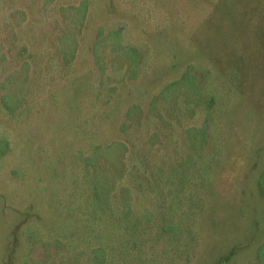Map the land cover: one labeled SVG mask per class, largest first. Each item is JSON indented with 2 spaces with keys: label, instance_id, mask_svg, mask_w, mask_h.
I'll use <instances>...</instances> for the list:
<instances>
[{
  "label": "trees",
  "instance_id": "trees-1",
  "mask_svg": "<svg viewBox=\"0 0 264 264\" xmlns=\"http://www.w3.org/2000/svg\"><path fill=\"white\" fill-rule=\"evenodd\" d=\"M250 2L216 0L218 22L211 16L205 24L217 30L226 16L237 34L242 29L246 34L251 25L259 58L252 60L243 48L224 61L220 54L219 83L209 65L188 61L155 84L145 103L126 104L114 125L117 138L89 142L88 150L77 154L84 199L76 200L74 208L91 224L94 242L73 247L64 234L40 233L27 223L16 264H189L194 259L198 221L209 207L212 174L224 158L230 106L239 95L254 109L264 107V13L257 10L258 0ZM88 8L89 0H0V103L10 118L23 122V114L29 119L32 106L25 108V103L37 96L38 79L41 89L46 83L54 86L45 91L48 98L69 85ZM106 26H96L89 43L92 68L85 96L100 116L118 88L147 71L141 49L123 40L127 21ZM101 42L108 48L97 49ZM8 149V139L0 136V157ZM253 167L264 209V151ZM71 196L76 198L74 192ZM216 264H264V236L246 261L223 256Z\"/></svg>",
  "mask_w": 264,
  "mask_h": 264
},
{
  "label": "rangeland",
  "instance_id": "rangeland-1",
  "mask_svg": "<svg viewBox=\"0 0 264 264\" xmlns=\"http://www.w3.org/2000/svg\"><path fill=\"white\" fill-rule=\"evenodd\" d=\"M140 1L89 0L81 49L65 90H54L48 98L45 91L50 93L54 86L46 83L41 89L43 81L38 79L37 96L25 103V108L32 106V114L28 120L22 114L23 122L10 118L0 103V136L9 141L8 151L0 157V264L17 263L24 251L22 233L27 223L37 226L40 233L64 234L73 247L94 242L91 224L74 208L76 200L84 199L77 154L79 150L84 154L89 142L117 138L114 125L126 104L145 103L155 84L174 76L188 61L209 65L216 72L214 82L219 83L223 76L220 54L221 61L229 55L235 58L243 48L252 60L259 58L255 35H249L251 25L246 34L243 29L237 34L235 23L226 16L217 30L205 24L211 16L218 22L221 8L213 4L216 0ZM257 6L264 13L262 0ZM126 21L129 30L123 32V40L141 49L147 71L118 88L101 109V117L85 97L92 68L89 43L96 26L117 28ZM257 26L262 29L263 22ZM67 27L68 31L74 29ZM102 47L108 45L97 44V49ZM252 91L260 97L257 87ZM225 144L223 161L212 174L209 207L198 221L199 250L189 264H216L223 256L246 261L264 236V209L255 190L253 167L264 151V107L254 109L247 99L236 95L227 114Z\"/></svg>",
  "mask_w": 264,
  "mask_h": 264
}]
</instances>
